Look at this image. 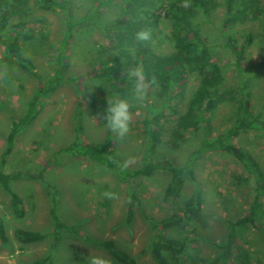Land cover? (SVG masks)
Masks as SVG:
<instances>
[{"label":"rangeland","instance_id":"374dc122","mask_svg":"<svg viewBox=\"0 0 264 264\" xmlns=\"http://www.w3.org/2000/svg\"><path fill=\"white\" fill-rule=\"evenodd\" d=\"M70 3L75 21L83 19L93 4L92 0H70ZM255 3L260 11L258 16L239 21L230 28L239 44L251 36V43L243 54L245 70H253L264 63V0H255ZM212 4L214 2H208L211 19L218 21L222 9ZM151 5L146 20L148 29L152 30L151 40L127 49L133 54L136 51L159 56L172 54L177 50V37L168 16V2L156 1ZM8 8L10 16L6 30L14 24L25 25L17 33L22 54L31 59L42 77H51L65 32L62 14L57 10L40 9L35 0L23 4L9 0ZM123 12L121 0H116L99 10L98 20L111 26L122 21ZM196 20L198 18H194ZM197 32L210 45V59L221 66L225 85L232 84L234 72L228 65L229 51L215 27L203 23ZM71 35L67 42L66 79L43 98L40 115L17 136L5 165L8 172H26L30 176L9 183L11 190L23 201V218L12 215L10 198L0 187V215L9 237L7 246L0 245V264H31L48 253L52 254V262L45 264H86L91 252L115 264L110 254L97 245L107 240L126 251L133 264H155L150 253L154 234L150 222L178 214L184 218L181 225L163 230L165 236L186 242L190 252L208 261L220 254L214 264H238L233 251L223 254L221 244L225 242L228 225L238 223L249 213L252 193L248 190L249 175L231 156H206L196 165L194 175L202 185L203 203L201 212L194 218L184 214V202L192 191V184L185 182L180 198L171 201L166 192L170 183L168 172L158 171L125 182L111 170L81 158L52 164L62 156L58 150L74 140L78 124L82 126V139L88 143H101L108 137L109 131L101 119L104 98L118 95L130 99L114 88L120 81L110 79L104 71V65L116 53L114 36L93 22L76 26ZM199 84L200 74L189 72L184 90L170 100L171 109L166 111L165 119L158 126L160 139L152 152L156 160L181 166L202 138V129L183 134L174 131ZM34 90L35 81L23 70L0 63V156L5 149L11 120L24 114ZM249 92L252 111L257 113L262 108L264 120V66L251 81ZM148 95L156 104L163 101L155 88L150 89ZM144 110L134 106L130 132L122 140L114 136L111 154L122 164L127 161V165H134L143 155L146 146L141 124ZM233 116L231 103L216 100L210 114L211 136L228 129ZM232 143L246 150L264 172V132H240ZM105 191L114 193L115 198L105 197ZM262 200L261 210L264 211ZM53 207L62 224L54 249L53 238L48 236L54 229L50 214ZM16 228L48 237L35 244L21 245L13 235ZM263 228V222H258L256 226L247 225L242 231L252 264H264Z\"/></svg>","mask_w":264,"mask_h":264},{"label":"trees","instance_id":"16d2710c","mask_svg":"<svg viewBox=\"0 0 264 264\" xmlns=\"http://www.w3.org/2000/svg\"><path fill=\"white\" fill-rule=\"evenodd\" d=\"M11 1L14 4H23L28 0ZM35 1L42 10L59 11L65 24L63 40L57 54L56 68L49 78L42 77L36 71L31 59L22 54L20 37L17 33L25 28V25L22 23L14 24L6 30L10 16L9 0H0V34H4L1 38L3 53L0 57V63H9L19 67L35 81V90L32 98L26 104L24 114L11 120L5 149L0 156V187L10 198L12 215L16 218H23L25 210L22 199L11 190L9 183L30 175L26 172L6 171L7 159L13 152L17 136L40 115L43 98L66 79L67 42L72 36V30L83 23L93 22L107 34L114 36L112 39L116 53L110 62L104 65L106 75L110 79L120 81L115 84L114 88L123 96L129 97L130 85L127 80V68L139 65L143 67L149 79L153 75L157 77L159 86H150L148 93L152 88L157 89L162 95L163 101L156 104L149 95L147 97V106L144 107V116L141 122L146 146L140 161L136 164L127 165L126 168H123L124 164L112 157L114 142L112 133L109 132L108 137L101 143H88L82 139V126L80 124L75 130L77 132L74 140L68 146L58 150L62 156L55 159L52 164L57 165V161L59 163V161L62 162L66 159L81 158L111 170L119 180L125 182H130L141 176H150L158 171L168 172L170 173V183L166 192L171 201L180 198L185 182L188 181L192 184V191L184 202V214L194 218L201 212L203 203L202 185L194 175L196 165L206 156L229 155L249 175L250 187L248 190L252 193V200L247 216L238 223L228 225L225 242L221 244V249L225 255H229L233 251L238 264H252V258L242 238V231L247 225L256 226L258 222L264 224V211L261 210L262 199H264V172L253 157L246 150L234 145L232 140L240 132H264L263 109L261 108L257 113L252 111L249 92L251 81L257 76L264 63H260L253 70L243 68V54L251 43V36L249 35L245 42L239 44L231 35L230 28L239 21L258 16L260 11L255 0H121L124 8L122 21L111 26H105L98 20V12L105 4L116 0H92L93 4L87 15L76 21L73 17L70 0ZM156 1L168 2V16L172 19V29L177 37V50L172 54L161 56L144 51H136L133 54L127 47H133L142 42L134 38L135 33L141 29H148L147 12L152 7L151 4ZM185 2L188 3V7L183 6ZM208 2L210 4L214 2L212 5L222 9L221 18L218 21L211 19L212 11L209 9ZM194 18H198V20L194 21ZM203 23L212 24L215 27L223 45L229 51L230 62L228 65L233 69L234 81L228 86L225 85L221 66L213 63L210 59V45L198 35L197 28ZM12 34H14L13 37ZM191 71L200 74V84L194 91L187 111L177 122L174 131L177 134H183L189 130L202 129L203 136L198 140L197 146L189 153L184 163L177 166L170 162L156 160L152 156V152L160 139L158 126L165 119L166 111L171 109L170 100L177 92L184 90L188 74ZM107 98L101 101V119L103 115H106ZM219 99L234 106V116L228 129L216 136H211L210 114L214 108V102ZM50 214L54 220V229L48 236L53 238L52 249H54L60 237L62 224L55 214V207L51 209ZM182 219L184 218L178 214L161 221L150 222L154 232L150 244V253L155 264H214L220 259V254L216 259L208 261L196 253L190 252L186 242L172 239L162 233L165 229L181 225ZM261 232L264 236V228ZM13 235L21 245L35 244L48 237L40 232L23 228L14 229ZM191 241L195 242L193 239ZM8 243L9 237L6 233L5 221L0 215V245L7 246ZM97 245L110 254L115 264H133L128 253L119 248L114 241L107 240L99 242ZM51 262L52 254L48 253L42 259L31 264Z\"/></svg>","mask_w":264,"mask_h":264},{"label":"clouds","instance_id":"9594fccd","mask_svg":"<svg viewBox=\"0 0 264 264\" xmlns=\"http://www.w3.org/2000/svg\"><path fill=\"white\" fill-rule=\"evenodd\" d=\"M184 7H188L185 2ZM137 41H149L152 38V30L141 29L135 33L134 37ZM257 56L253 57L256 58ZM127 80L129 82V98H121L118 95L109 96L107 98L108 107L106 115L102 119L105 122L107 130L118 139H124L130 132V126L133 121V107L144 108L148 97V88L150 86H159V81L155 75L150 79L142 66H132L127 68ZM100 115V114H98ZM127 167V161L123 168ZM123 170V169H122ZM104 196L108 199L115 198V194L109 191L104 192ZM86 264H112L107 257L91 254L87 258Z\"/></svg>","mask_w":264,"mask_h":264}]
</instances>
